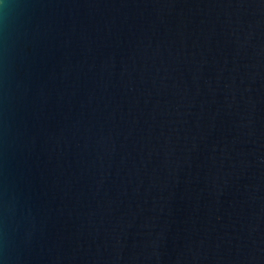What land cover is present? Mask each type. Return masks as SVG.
<instances>
[{
    "label": "water",
    "instance_id": "95a60500",
    "mask_svg": "<svg viewBox=\"0 0 264 264\" xmlns=\"http://www.w3.org/2000/svg\"><path fill=\"white\" fill-rule=\"evenodd\" d=\"M0 264H264V0H0Z\"/></svg>",
    "mask_w": 264,
    "mask_h": 264
}]
</instances>
